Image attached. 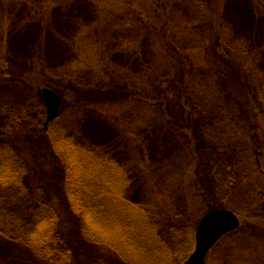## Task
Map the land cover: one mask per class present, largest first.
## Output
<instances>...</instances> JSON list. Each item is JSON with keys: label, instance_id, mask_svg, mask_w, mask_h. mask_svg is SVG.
<instances>
[{"label": "rangeland", "instance_id": "obj_1", "mask_svg": "<svg viewBox=\"0 0 264 264\" xmlns=\"http://www.w3.org/2000/svg\"><path fill=\"white\" fill-rule=\"evenodd\" d=\"M44 88L61 99L49 123ZM164 90L171 111L157 107ZM54 126L111 155L150 223L198 225L214 209L236 212L241 227L207 264H264V0H0V145L29 169V195L45 171L50 194L61 193L63 170L44 132ZM234 138L239 151L230 145L231 156L216 160L213 146ZM7 210L35 224L30 206ZM177 231L172 264L191 255L188 228ZM72 246L77 264L104 260L93 246ZM0 264L45 263L0 239Z\"/></svg>", "mask_w": 264, "mask_h": 264}, {"label": "trees", "instance_id": "obj_2", "mask_svg": "<svg viewBox=\"0 0 264 264\" xmlns=\"http://www.w3.org/2000/svg\"><path fill=\"white\" fill-rule=\"evenodd\" d=\"M16 79L24 81L19 77ZM159 84L156 82V85ZM162 96L157 107L171 111L170 94L164 90ZM190 98H184L189 105ZM218 108L219 111L220 106ZM144 115L145 112L140 117ZM144 119V124L153 128L161 123L157 118ZM153 119L154 123L151 124ZM44 132L63 170V177H58L61 193L57 192V196L50 194L47 183L52 182L55 186L54 175L45 171L40 178L31 179L38 187V194L29 195L24 183L29 169L10 143H1L0 239L3 242L23 248L45 264H77L70 243L85 250L93 246L103 254L104 260L99 259L94 264H113L109 262L111 258L115 264H172L175 252H172L171 245H176L181 236L177 229L187 227L189 232L185 235L184 246L187 247L188 256L194 251L197 224H181V219L174 227L150 223L143 204H136L126 197V184L130 181L112 162L111 155L95 147L79 145L74 138L65 137L64 131L57 126H54L53 132ZM228 141L220 140L217 146H213L217 153L216 160L231 156L229 150L224 152L230 145L234 152L239 151L237 139L234 138L233 143ZM240 154L237 158H240ZM43 161L45 165L47 158ZM16 206L33 208L35 224L26 227L27 224H21V217L7 210ZM173 213L168 215L180 217ZM74 222L76 224H72ZM72 229H75V233Z\"/></svg>", "mask_w": 264, "mask_h": 264}, {"label": "water", "instance_id": "obj_3", "mask_svg": "<svg viewBox=\"0 0 264 264\" xmlns=\"http://www.w3.org/2000/svg\"><path fill=\"white\" fill-rule=\"evenodd\" d=\"M47 108V123L58 118L61 99L52 89L42 91ZM240 227L239 216L229 209H217L207 213L196 230V249L184 264H207L210 250L226 234Z\"/></svg>", "mask_w": 264, "mask_h": 264}]
</instances>
